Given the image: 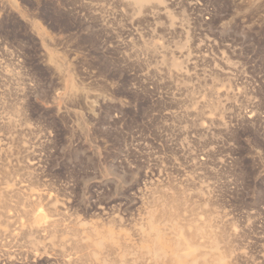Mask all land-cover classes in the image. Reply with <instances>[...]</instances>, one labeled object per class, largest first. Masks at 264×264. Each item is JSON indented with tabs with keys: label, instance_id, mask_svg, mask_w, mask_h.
Returning a JSON list of instances; mask_svg holds the SVG:
<instances>
[{
	"label": "rangeland",
	"instance_id": "374dc122",
	"mask_svg": "<svg viewBox=\"0 0 264 264\" xmlns=\"http://www.w3.org/2000/svg\"><path fill=\"white\" fill-rule=\"evenodd\" d=\"M1 190L0 264H264V0H0Z\"/></svg>",
	"mask_w": 264,
	"mask_h": 264
},
{
	"label": "bare ground",
	"instance_id": "6f19581e",
	"mask_svg": "<svg viewBox=\"0 0 264 264\" xmlns=\"http://www.w3.org/2000/svg\"><path fill=\"white\" fill-rule=\"evenodd\" d=\"M132 1H134L135 2V0H132ZM6 189V188H5ZM11 190V189H10ZM15 191H18V190H15ZM15 191H11L12 193H13V195H11V196H13V197H15L16 198V200H15V204H14V206H18L19 204H21V202H22V200H24V199H21L20 198V194L18 193V192H15ZM5 194H7L6 192H2V190H1V192H0V205L1 206H7L8 205V202H7V198H9V197H6L7 195H5ZM23 205H25L24 203H22ZM27 206V205H26ZM29 206V205H28ZM27 210V209H26ZM25 210V211H26ZM23 213H24V211H23ZM29 214V213H28ZM27 214V215H28ZM26 215V214H25ZM38 215V214H37ZM35 215V216H33L32 217V222H31V224H29V225H24V227H22L21 228V232L20 233H22V234H29L30 232H32V231H35V232H38V231H52V233H53V231H58V230H62V229H60L58 226H59V223H58V225L56 224V221L55 222H52V220H51V222H49V221H47V222H42V223H37L39 220H40V218H41V216L40 215ZM31 216V215H30ZM28 217V216H27ZM31 220V219H30ZM28 222V221H27ZM75 225V224H74ZM77 227V226H76ZM84 228H86V227H83L82 229L84 230ZM71 229V228H70ZM150 230H151V228H149ZM63 230H64V228H63ZM66 230V229H65ZM181 231H182V229H180ZM203 230V229H202ZM68 231V230H67ZM66 231V232H67ZM69 231H71V230H69ZM155 231V230H154ZM199 231V230H198ZM18 232V231H17ZM156 232V231H155ZM178 232H180V231H178ZM19 233V234H20ZM39 233V232H38ZM47 233V232H46ZM56 233V232H55ZM61 233H62V231H61ZM75 233V232H74ZM138 233V232H137ZM182 233V232H181ZM200 233V232H199ZM18 234V233H17ZM16 234V237L18 236ZM51 234V233H50ZM195 234V233H194ZM209 234V233H208ZM24 235H21V236H24ZM74 235H76V234H74ZM86 237H87V239H86V242L84 243V244H80V245H78V244H76V245H78L77 247H79V250L80 251H82L83 252V255H84V258H85V256H90V255H88V254H91V255H95V251H93L92 252V248H96V247H102V245L104 244V241L107 239L108 241H110V243H111V246L109 247V249H111V248H113L114 247V245H113V243H115L114 242V238H112V234L110 233V232H101V231H99V230H97L96 228H89V229H86ZM20 236V237H21ZM73 236V235H72ZM175 236H178V235H175ZM28 237V236H27ZM181 237H182V234H181ZM193 237H195V236H193ZM23 238V237H22ZM32 238V237H31ZM106 238V239H105ZM141 238H142V236H141ZM185 238V237H184ZM190 238V237H189ZM188 238V239H189ZM215 238V237H214ZM71 239V238H70ZM81 239V238H80ZM74 240V239H73ZM176 240V239H175ZM183 240V239H182ZM63 241V240H62ZM70 241H72V240H70ZM84 241V240H83ZM184 241V240H183ZM187 241V240H186ZM210 241H211V238H210ZM215 241V239L213 240V242ZM30 242H32V241H30ZM74 242H76V241H74ZM139 242V241H138ZM152 241L150 240V239H145V243H151ZM185 242V241H184ZM209 242V241H208ZM212 241L210 242L211 244H214ZM34 243V242H33ZM63 243H64V241H63ZM78 243V242H77ZM109 243V242H108ZM175 243H178L177 241H175ZM182 243V242H181ZM69 245V244H68ZM105 245V244H104ZM120 245V244H119ZM215 245H217V244H215ZM62 246V245H61ZM113 246V247H112ZM184 247L182 248V249H186L187 248V245H183ZM198 246V245H197ZM218 246V245H217ZM106 247V246H105ZM145 247V249H147L148 250V252L147 253H152L153 255H154V258H159L161 255H163L162 254V250H161V248L157 245V244H155V243H153V246L152 247H150L149 245H145L144 246ZM63 248V247H62ZM190 248H191V244H190ZM189 248V249H190ZM74 249H76V247L74 248ZM130 249V248H129ZM192 249V248H191ZM93 250H95V249H93ZM122 250V249H121ZM151 250V251H150ZM188 250V249H187ZM193 250V249H192ZM78 251V250H77ZM105 251V250H104ZM191 251V250H190ZM189 251V252H190ZM81 252V253H82ZM109 252V251H108ZM196 252V251H195ZM133 253V252H132ZM186 253V252H185ZM80 254V253H79ZM110 254V253H109ZM82 255V256H83ZM108 255V254H107ZM134 255V254H133ZM109 256V255H108ZM179 256H182V254H179ZM141 255L139 254L138 256H137V259L138 258H140L141 259ZM213 257V256H212ZM78 259H80L79 257H78ZM155 259V260H156ZM198 259V258H197ZM215 259V258H214ZM143 260V259H142ZM159 260V259H158ZM158 260H156L157 262L156 263H159L158 262ZM172 260V259H171ZM171 260H170V262H171ZM220 260V259H219ZM83 261V260H82ZM101 261V260H100ZM132 261V260H131ZM137 261V260H136ZM88 262V261H87ZM105 262V261H104ZM133 262V261H132ZM173 262V261H172ZM171 262V263H172ZM209 262V261H208ZM83 263H84V261H83ZM89 263V262H88ZM110 263V262H109ZM113 263V262H112ZM211 263H212V261H211Z\"/></svg>",
	"mask_w": 264,
	"mask_h": 264
}]
</instances>
